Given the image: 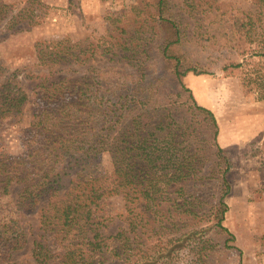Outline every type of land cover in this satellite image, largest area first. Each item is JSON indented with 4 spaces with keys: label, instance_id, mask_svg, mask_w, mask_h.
I'll list each match as a JSON object with an SVG mask.
<instances>
[{
    "label": "trees",
    "instance_id": "trees-1",
    "mask_svg": "<svg viewBox=\"0 0 264 264\" xmlns=\"http://www.w3.org/2000/svg\"><path fill=\"white\" fill-rule=\"evenodd\" d=\"M252 4L248 9L225 12L227 35L235 37L231 46L243 58L225 64L224 69L226 75L241 71L246 84L264 99V0H253ZM157 7L159 26L169 31L167 38L158 42V54L180 87L175 95L183 103L189 102L192 112L209 119L210 141L224 166L223 189L213 207L209 230L219 233L226 247L235 248L231 242L236 237L223 223L228 210L225 196L231 191L226 173L232 163L227 150L217 142L219 126L213 111L198 104L185 83L188 74H207L209 70L185 51L182 28L165 15L166 0H158ZM7 8L0 3V23L6 16L15 22L16 15L7 14ZM78 47L63 40L39 43L40 61L51 68L62 64L54 73L63 75L40 83L47 105L35 116V131L24 158L17 160L19 156L0 151V193L13 196L15 214L0 211V263L180 264L184 259V264H208L207 251L216 247L211 237L203 228L183 230L189 218L182 214L200 218L203 214L197 197L186 193L188 182L199 170L198 152L188 149L192 145L188 128L176 124L170 109L163 105H174L177 98L171 100V95L155 88V80L161 79L147 68L121 72V83L113 81V75L108 82L96 66L90 67L88 75H80L78 68L71 66L82 57L84 48ZM256 56L258 61L253 63ZM126 57L136 59V52ZM3 71L0 66V82L10 85L11 76L6 77ZM2 94L0 120L22 115L27 95ZM134 111L137 114L130 119ZM182 142L187 146L181 147ZM101 151H111L114 156L117 178L108 185L91 170L93 155ZM113 193L126 199L130 222L127 228L107 235L102 228L108 220L99 214V207L104 204L102 199ZM163 203L181 208L180 214H160L161 223L177 231L158 235V242L149 247L145 228L155 220L154 212L160 210L156 207ZM37 211L41 212L40 228L59 238V245L36 238L31 261H12V253L27 244V232L17 215Z\"/></svg>",
    "mask_w": 264,
    "mask_h": 264
},
{
    "label": "rangeland",
    "instance_id": "rangeland-1",
    "mask_svg": "<svg viewBox=\"0 0 264 264\" xmlns=\"http://www.w3.org/2000/svg\"><path fill=\"white\" fill-rule=\"evenodd\" d=\"M157 1L0 0L1 4L7 5V14L16 15L15 22L11 23L6 16L0 23V66L6 77L11 76L12 82L10 85L0 82V100L3 92L27 95L22 115L0 120V151H8L16 158L19 156L17 160L24 158L35 131L32 125L35 116L47 105L40 83L63 75L54 73L62 64L51 68L40 61L39 43L63 40L69 45H79L77 49L84 48L81 59L71 65L78 68L80 75H88L90 67L96 66L106 79L113 75V81L121 83V72L134 73L140 68L152 70L161 79L155 80V88L171 95V100L177 98L174 105L170 102L163 105L170 109L176 124L188 128L187 134L192 140L188 149L198 152L200 158L199 170L188 182L186 193L201 202L203 215L200 218L182 214L189 218L184 221L183 230L203 228V232L211 237L216 247L207 251L208 264H264V99L246 84L241 71L226 75L224 69L225 64L243 58L235 51L237 48L231 46L235 37L227 35L225 12L248 9L253 6V0H166L165 9V15L172 17L182 28L185 51L209 70L207 74H188L185 83L198 104L213 111L219 126L217 142L227 150L232 163L226 173L231 191L225 196L228 210L223 223L236 237L231 242L235 248L226 247L220 234L209 230V225L213 224V207L223 189L224 166L210 141L209 119L191 111L187 96L184 97L186 104L178 99L175 92L180 91V87L165 69L164 58L158 54V42L167 38L169 31L167 28L162 31L159 26ZM135 52L138 59L126 57ZM253 60L256 63L258 57ZM136 114L134 111L129 118ZM180 146H187V143L182 142ZM92 159L91 170L105 185L117 178L111 151L95 153ZM102 200L104 204L99 207V214L108 220L102 230L111 235L121 227L127 228L129 209L124 196L113 193ZM156 208H160L159 213L151 214L155 220L147 223L145 228V244L149 247L158 242V235H171L177 231L176 228L167 229L161 223L163 217L160 214L169 216L182 211L167 203ZM0 211L15 215L11 194L0 193ZM17 216L27 232V244L12 253V261H31L36 238L59 245V238L40 228V211ZM184 262L186 260H180V264Z\"/></svg>",
    "mask_w": 264,
    "mask_h": 264
}]
</instances>
